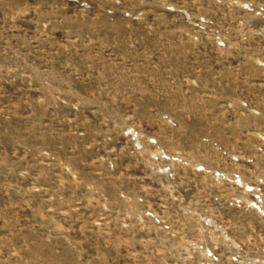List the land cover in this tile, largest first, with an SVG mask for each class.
<instances>
[{"label": "rangeland", "instance_id": "obj_1", "mask_svg": "<svg viewBox=\"0 0 264 264\" xmlns=\"http://www.w3.org/2000/svg\"><path fill=\"white\" fill-rule=\"evenodd\" d=\"M0 264H264V0H0Z\"/></svg>", "mask_w": 264, "mask_h": 264}]
</instances>
